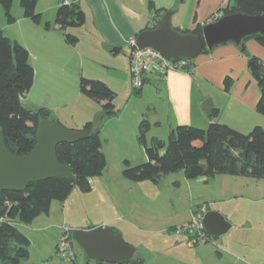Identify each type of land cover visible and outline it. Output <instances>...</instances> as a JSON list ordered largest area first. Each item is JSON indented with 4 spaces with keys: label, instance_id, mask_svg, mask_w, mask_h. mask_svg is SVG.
<instances>
[{
    "label": "rangeland",
    "instance_id": "obj_1",
    "mask_svg": "<svg viewBox=\"0 0 264 264\" xmlns=\"http://www.w3.org/2000/svg\"><path fill=\"white\" fill-rule=\"evenodd\" d=\"M190 2L191 0H186L182 7L179 5V17L182 21L186 20L185 10L189 8ZM228 2L229 0L225 5ZM41 4L43 1L39 2V8ZM11 15L16 19L14 24L9 23L6 11L0 4V32L32 54L36 51L34 30H37V24L30 19L26 20L20 0H13ZM56 15V12H47L41 29H46L47 23L55 25ZM62 33L64 32L60 30L57 34ZM68 33L80 38L79 49L84 54L91 55L92 51L88 46L91 35L85 32L76 35L75 32ZM130 51L128 47L123 53L103 58L101 50H94L91 55L94 58L96 56L94 61L87 57L82 60L84 74L82 66L78 69L79 76L82 73L83 78L102 81L115 90L116 104L119 108L123 107L119 119L128 129H132L134 125L132 119L141 121L142 110H145L149 100L155 99L157 89L162 85L160 77L155 76L153 83L143 86L146 91L143 98L133 97L129 100L120 80L123 59H126V52L129 56ZM30 64L39 70L35 58L30 57ZM250 72L253 76L251 69ZM37 76L38 82V71ZM81 78L74 84L65 83L63 90L54 91L57 95H65L67 103L54 109L56 114L68 118L75 116L77 119L89 111L93 114H96V109L99 111L98 103L80 94ZM128 101L130 102L127 104ZM125 104L127 105L124 107ZM149 117L147 115L144 118ZM113 121L114 124L107 126L108 134L119 125L118 119ZM162 121L163 126L153 128L148 135L149 144L152 135L168 142L170 132L166 127L165 113ZM134 130L138 135L136 122ZM101 139L107 165L101 176L90 179L92 190L82 192L76 187L65 202L52 203L50 218L43 214L32 224L19 227L30 240V257L22 264H74V261L78 264H96L87 258L83 248L74 240L73 231L99 226L110 227L120 233L124 241L134 247V257L143 259L144 264H264V180L227 175L210 179H188L183 171H179L163 175L159 183L135 182L123 176L125 161H129L132 166L145 163L148 159L146 152L140 153L144 147L136 144L133 145V150L129 147L130 151L123 154L113 146L106 145L105 135ZM202 204L209 205L210 211L223 215L231 229L220 238H212L211 241L200 242L191 247L188 244V234H177L176 231L192 220L194 212ZM41 223L42 230H37L35 225ZM65 237L70 241L67 251L72 254L62 257L57 246Z\"/></svg>",
    "mask_w": 264,
    "mask_h": 264
},
{
    "label": "trees",
    "instance_id": "obj_2",
    "mask_svg": "<svg viewBox=\"0 0 264 264\" xmlns=\"http://www.w3.org/2000/svg\"><path fill=\"white\" fill-rule=\"evenodd\" d=\"M59 1L55 24L64 32L66 43L75 47L80 39L68 33V30L83 27L86 15L78 2L67 4L65 0ZM20 2L25 18L40 24L41 14L36 10L38 0ZM0 4L6 11L9 23L14 24L16 19L11 15L13 0H0ZM149 8L157 17L167 12L166 9H156L153 2L149 3ZM232 14L262 15L264 0H229L210 21ZM202 27L198 25L192 31L176 30L182 34H198ZM46 28H49V23ZM252 38L264 47V34L246 37L243 47L244 42ZM250 66L261 93L256 111L264 116V66L256 57L250 58ZM14 74L16 77L12 78ZM34 78L30 52L0 32V129L7 148L20 157L29 156L35 149L39 124L43 120H52L47 108L32 111L21 103V97L32 89ZM233 84L234 80L227 77L224 81L225 91H230ZM132 89L134 95H141V88ZM80 94L98 103L105 118L117 115V94L104 82L82 77ZM218 113L219 110L214 109L211 117H217ZM79 131H88L90 135L75 143H63L57 147V159L60 164L70 167L71 175L33 183L24 192H0V262L22 264L28 260L30 240L19 227L32 224L43 214L48 215L52 203L65 202L76 187L82 192H90V179L103 174L107 161L102 151L99 130L88 122ZM149 131L150 123L144 119L139 126V141L148 159L137 166L125 161L123 176L126 179L159 183L163 175L183 171L188 179L227 175L264 180V129L261 126L245 134L216 122L211 123L206 130L180 125L170 131L168 142L154 138L151 144L147 143ZM74 264L78 263L74 261ZM119 264H144V260L133 258Z\"/></svg>",
    "mask_w": 264,
    "mask_h": 264
},
{
    "label": "crops",
    "instance_id": "obj_3",
    "mask_svg": "<svg viewBox=\"0 0 264 264\" xmlns=\"http://www.w3.org/2000/svg\"><path fill=\"white\" fill-rule=\"evenodd\" d=\"M40 1H43V4L39 8ZM65 1L67 4L74 3L72 0ZM137 1L136 3L133 0H80L78 4L86 15V23L83 27L72 29V31L70 29L68 32H75V35L85 32L91 35V41L88 44L89 50L92 53L94 50H101L103 52L101 56L105 58L125 52L129 47L127 44L129 39L136 38L140 32L153 28L156 22L161 19L164 13L162 16L157 17L155 12L149 8L150 2L154 3L156 9L172 11L170 23L174 29L192 31L198 25L203 26L211 22L212 16L228 0H191L189 8L185 10L186 20L183 21L179 17V5L182 7L186 4V0L183 2L181 0ZM138 3L139 5H136ZM59 5V0H38L36 10L37 13L41 14L43 21L47 12L57 13ZM42 21L36 25L37 30H34L36 51L32 54L30 52V57L35 58L39 66V70L34 66L36 81H34L30 92L21 97V103L26 109L34 111L47 108L51 112L52 120L66 126V128L68 127L70 130L79 131L83 129L86 123L91 122L94 128L99 130L101 138L105 135L106 145L113 146L123 154L128 153L130 151L129 147L132 149L133 145L141 146L139 126L147 115L150 116L147 119L150 123L148 135L153 128L157 129L163 126V113H165L166 127L169 132L180 125L205 129L213 122L226 124L245 134L251 132L256 126H262L264 129V116L256 111L261 93L250 72V58L259 57V60L264 61V47L253 38L246 40L244 47L243 41L240 45L235 43L219 45L212 50H208V52H203L192 60V67L189 71H172L166 77L160 78L159 81L162 82V85L157 89L155 99L147 102L145 110L141 112V121L132 119L134 120L132 129H128L120 121L119 115L123 107L119 108L116 101L115 105L118 113L111 118L104 117L101 106L99 111L96 109V114L89 111V113H84L77 119L75 116L68 118L62 114H56L54 109L67 103L65 102V95L61 93L57 95L54 91L63 90L65 83L74 84L78 82L82 77V73L80 76L78 74V69L82 66V60L87 57L88 60L94 61L96 56L94 58V56H91L92 53L91 55L84 54L79 49L80 43L75 47L68 45L64 33L57 34L60 29L56 24L53 26L49 24V28L41 29ZM125 58L123 59L120 80L123 82L124 89H126L125 94L129 96L130 101L133 97L143 98L146 93L143 86L153 83V79H156V77H148L141 87V95H134L131 87L127 52ZM82 69L84 74L83 66ZM37 71L40 72L39 86ZM227 77L234 80V84L228 92L225 91L224 87V81ZM208 97L212 101V112L214 109L219 110L218 116L215 118L211 117L212 112L207 114L201 108ZM56 101H59V103ZM90 107L93 109L92 106ZM116 119L119 120V125H116L115 131L108 134L106 132L107 126L114 124L115 121L113 120ZM135 122L138 127V135L134 130ZM148 135L147 143L149 144ZM154 138L160 139L158 136L152 135L150 142ZM138 148L141 149V147ZM142 150H140V153L145 154L144 149ZM102 151L106 154L103 143ZM50 213L51 209L47 215L48 218H50ZM44 225H47V222H44ZM35 228L42 230V223L35 225Z\"/></svg>",
    "mask_w": 264,
    "mask_h": 264
},
{
    "label": "water",
    "instance_id": "obj_4",
    "mask_svg": "<svg viewBox=\"0 0 264 264\" xmlns=\"http://www.w3.org/2000/svg\"><path fill=\"white\" fill-rule=\"evenodd\" d=\"M78 1L72 0L74 3ZM171 15L172 11H167L154 28L140 32L136 36V44L140 49L154 48L168 60H186L187 64L182 67L184 71L191 69L192 60L205 49L212 50L226 43L240 45L246 37L264 34V14L225 15L203 25L198 34H182L174 29L170 23ZM15 77L16 74L12 76ZM201 108L210 114L211 99L204 101ZM89 135L88 131H71L54 120H43L39 124L35 149L29 156L20 157L7 148L0 129V192H24L33 183L71 175L70 167L59 163L57 147L63 143H75ZM203 222L206 232L212 238H220L231 229L227 219L215 211H208ZM73 238L83 248L87 258L96 263L119 264L135 256L134 247L128 245L122 235L110 227L76 229Z\"/></svg>",
    "mask_w": 264,
    "mask_h": 264
},
{
    "label": "built area",
    "instance_id": "obj_5",
    "mask_svg": "<svg viewBox=\"0 0 264 264\" xmlns=\"http://www.w3.org/2000/svg\"><path fill=\"white\" fill-rule=\"evenodd\" d=\"M127 44L131 49L128 63L131 84L134 89H140L150 76L164 78L170 72L180 70L181 67L187 64L186 60L180 62L168 60L161 52L154 48H138L136 38L129 39ZM208 211H210L209 205H200L194 212L192 220L176 231L177 234H188V244L191 247L196 246L200 242L206 243L212 239L206 232L203 222L204 216ZM69 246L70 241L67 237L62 239L60 245L57 246L62 257L71 256L72 253L70 254L67 251Z\"/></svg>",
    "mask_w": 264,
    "mask_h": 264
}]
</instances>
